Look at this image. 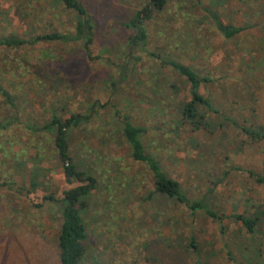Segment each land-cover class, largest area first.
Here are the masks:
<instances>
[{
    "label": "rangeland",
    "instance_id": "374dc122",
    "mask_svg": "<svg viewBox=\"0 0 264 264\" xmlns=\"http://www.w3.org/2000/svg\"><path fill=\"white\" fill-rule=\"evenodd\" d=\"M77 1L93 24L87 54L78 43L0 49V84L12 103L0 96L8 123L0 131V264H59V214L45 198L58 200L69 186L52 133L29 128L75 114L87 121L68 134L70 163L94 179L78 209L82 264H264V137L250 141L240 129L264 135V0ZM136 11L149 17L146 43L127 55L122 24ZM208 13L245 29L224 39ZM73 21L53 0H0V38L69 33ZM166 60L208 78L199 94L213 113L198 106L193 124L180 120L188 86ZM117 112L143 129L144 150L183 196L221 220L146 199L152 179L129 158ZM235 214L259 217L252 234Z\"/></svg>",
    "mask_w": 264,
    "mask_h": 264
},
{
    "label": "trees",
    "instance_id": "16d2710c",
    "mask_svg": "<svg viewBox=\"0 0 264 264\" xmlns=\"http://www.w3.org/2000/svg\"><path fill=\"white\" fill-rule=\"evenodd\" d=\"M53 1L63 10L70 11L73 14L74 21L71 32L36 34L28 39L11 34L0 38V49L15 50L23 46H34L39 43H78L82 51L87 54L89 45L91 44L93 24L90 17L86 14L85 9L77 0ZM164 3V0L148 1V4L153 8H160ZM141 12L143 13V11ZM141 12H134L130 19L122 24V26L131 33L127 40V50L129 51L127 55L133 50H142L146 43L144 21L149 19V17L147 14L142 15ZM146 12H148V9L145 7L144 13ZM208 15L212 20L215 30L224 39H230L245 29V27L221 23L215 14L208 13ZM148 55L152 56L151 53ZM134 60L136 61L137 58H134ZM162 63L182 77L188 86L189 100L183 103L179 109V116L182 122L193 124L198 106L203 107L207 112H214L207 100L203 99L199 94L200 84L208 83V78L199 76L191 68L175 61L166 60ZM123 70V72L126 71L125 68ZM0 96L5 103L12 104L8 89L6 90L1 84ZM116 115L121 124L120 135L128 148L129 158L133 162L143 165L151 176L153 191L150 192L146 199L154 195L157 199L172 200L174 203L185 207L190 214L201 211L207 217L221 220L216 213L209 210L200 200L189 201L184 197L178 184L167 178L155 158L144 150L140 140L143 129L133 126L127 115H120L118 112ZM86 118L85 116L75 114L70 115L61 122L56 117L52 116L49 122L41 127L36 128V126H34L29 128L33 133L41 131L52 133L54 153L61 163L64 183L69 186L67 190L61 193V197L58 200L50 196H46L45 198L47 201L56 204V209L59 214V226L57 231V255L59 264H82L81 262L85 252L83 242L86 236L81 218L78 214V209L83 205L81 199L93 189L94 179L90 176L85 177L81 172H76L75 165L70 163L68 156V134L72 129L85 123L87 121ZM7 127L8 123L5 124V122H0V131L5 130ZM240 129L243 135L250 141L257 142L264 137V135L261 134V128L251 129L249 127H240ZM36 185V182L31 180L29 182L30 190L35 189ZM232 218L241 225L247 234H252L259 217L235 214Z\"/></svg>",
    "mask_w": 264,
    "mask_h": 264
}]
</instances>
